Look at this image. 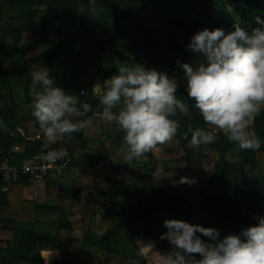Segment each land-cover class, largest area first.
I'll return each mask as SVG.
<instances>
[{
	"label": "trees",
	"instance_id": "obj_1",
	"mask_svg": "<svg viewBox=\"0 0 264 264\" xmlns=\"http://www.w3.org/2000/svg\"><path fill=\"white\" fill-rule=\"evenodd\" d=\"M257 16L264 20V0H0V159L22 163L44 152L29 96L37 68L47 66L58 86L92 107L90 128L51 145L70 157L71 169L58 177L78 172V180L46 179L45 202L25 196L27 177L0 192V264H148L140 242L152 240L161 255L172 248L160 238L165 219L214 227L221 237L257 223L253 217L264 216V110L251 128L257 150L219 132L215 143L190 146L191 130L208 126L177 64L202 59L185 47L196 31L234 24L251 31ZM134 63L175 77L188 112L173 117L180 126L171 141L129 162L124 133L99 115L94 84ZM182 176L194 182L181 184ZM98 214L102 233L94 229ZM44 250L56 255L46 261Z\"/></svg>",
	"mask_w": 264,
	"mask_h": 264
},
{
	"label": "clouds",
	"instance_id": "obj_2",
	"mask_svg": "<svg viewBox=\"0 0 264 264\" xmlns=\"http://www.w3.org/2000/svg\"><path fill=\"white\" fill-rule=\"evenodd\" d=\"M255 19L259 26L251 31L239 24L228 31H196L185 47L202 59L195 67L177 61L187 96L194 100L208 126L191 130L190 146L215 143L219 132L242 150L261 147V140L251 131L255 117L264 110V20L259 16ZM178 87L175 77L139 63L121 65L115 74L94 84L102 106L101 119L124 133L122 151L127 161L139 159L174 138L180 125L173 117L177 112H188L187 104L177 98ZM29 96L38 138L42 139L43 159H63L67 150L51 145L59 137L90 128L92 120L87 114L91 105L58 86L47 66L31 72ZM193 182L183 176L179 181ZM253 218L257 223L242 228L240 235L223 237L214 227L165 219L167 231L160 238L172 248L159 264H264V216ZM197 255L199 259L194 258Z\"/></svg>",
	"mask_w": 264,
	"mask_h": 264
},
{
	"label": "built area",
	"instance_id": "obj_3",
	"mask_svg": "<svg viewBox=\"0 0 264 264\" xmlns=\"http://www.w3.org/2000/svg\"><path fill=\"white\" fill-rule=\"evenodd\" d=\"M18 149L19 146L14 145L11 151ZM43 153L22 163H12L9 156H3L0 159V192L9 191L10 185L19 182L23 177H27L32 185L40 178L55 179L70 168L68 155L55 162H49L43 159Z\"/></svg>",
	"mask_w": 264,
	"mask_h": 264
},
{
	"label": "rangeland",
	"instance_id": "obj_4",
	"mask_svg": "<svg viewBox=\"0 0 264 264\" xmlns=\"http://www.w3.org/2000/svg\"><path fill=\"white\" fill-rule=\"evenodd\" d=\"M69 81L71 83H73V84L76 83L75 82L76 78H75L74 74H73L72 79L69 80ZM96 83H98L97 80L95 81V84ZM154 151L157 152L158 149L155 148ZM197 168H198V166L196 165V167H194L193 169L196 170ZM262 170L264 171V164H262ZM69 178H71V179H69ZM72 178H74V179L77 178L76 180H78L79 173L75 172L72 175L68 174V175H63L61 177H57L56 181L59 184H62V185H69L72 182L71 181ZM44 183H45V179L44 178H40V179L36 180L34 184H32L29 187L24 189L25 196L28 197V198L36 199L39 202H45L46 199H45V194H44ZM69 214H70V217H71L72 222L74 224V237H75L76 240H79L81 232L79 230L80 228H79V221H78V213H77V211H71V212H69ZM94 224H95L94 225L95 231L98 232V233H102L103 229H104V222H103V219H102L101 215L98 214L95 217ZM140 243H139V248L141 249V251H144L143 254L148 255L150 257L148 264H159V262L161 261L162 257H164L166 255V254H163V256H162L161 254L159 255L157 251H154L152 249L154 242L152 240H150V239L148 241H146L145 243L143 241L140 242ZM50 251L51 250H44L42 252V255L44 256V259L47 258L45 260H49L51 258V256L55 254V252L51 253Z\"/></svg>",
	"mask_w": 264,
	"mask_h": 264
},
{
	"label": "crops",
	"instance_id": "obj_5",
	"mask_svg": "<svg viewBox=\"0 0 264 264\" xmlns=\"http://www.w3.org/2000/svg\"><path fill=\"white\" fill-rule=\"evenodd\" d=\"M149 240V239H148ZM148 240H145V241H143L144 243L146 242V241H148ZM141 244V243H140ZM150 249V248H149ZM149 251V250H148ZM155 251V250H154ZM51 253H54L55 251H50ZM143 253H144V251H142ZM159 254V253H158ZM56 255V252H55V254L54 255H52L51 256V258L49 259V260H46V261H50L54 256ZM160 255V254H159ZM163 256V255H162Z\"/></svg>",
	"mask_w": 264,
	"mask_h": 264
}]
</instances>
